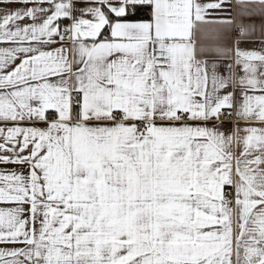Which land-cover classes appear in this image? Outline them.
<instances>
[{
    "label": "snow or ice",
    "instance_id": "obj_1",
    "mask_svg": "<svg viewBox=\"0 0 264 264\" xmlns=\"http://www.w3.org/2000/svg\"><path fill=\"white\" fill-rule=\"evenodd\" d=\"M0 264H264V0H0Z\"/></svg>",
    "mask_w": 264,
    "mask_h": 264
}]
</instances>
